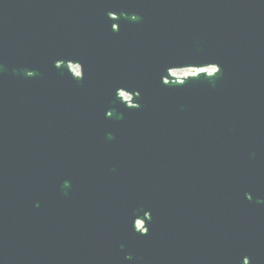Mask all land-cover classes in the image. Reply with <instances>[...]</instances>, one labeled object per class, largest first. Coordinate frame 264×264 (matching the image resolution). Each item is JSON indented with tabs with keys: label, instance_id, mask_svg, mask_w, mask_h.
<instances>
[{
	"label": "water",
	"instance_id": "1",
	"mask_svg": "<svg viewBox=\"0 0 264 264\" xmlns=\"http://www.w3.org/2000/svg\"><path fill=\"white\" fill-rule=\"evenodd\" d=\"M0 264H264V0H0Z\"/></svg>",
	"mask_w": 264,
	"mask_h": 264
},
{
	"label": "rangeland",
	"instance_id": "2",
	"mask_svg": "<svg viewBox=\"0 0 264 264\" xmlns=\"http://www.w3.org/2000/svg\"><path fill=\"white\" fill-rule=\"evenodd\" d=\"M73 69H74L75 72H77V73L79 72V67H73ZM192 73H193V70L192 69H183V70L173 71V75H175V76L189 75V74H192ZM125 97L127 99L130 98V96H128V95H125Z\"/></svg>",
	"mask_w": 264,
	"mask_h": 264
},
{
	"label": "built area",
	"instance_id": "3",
	"mask_svg": "<svg viewBox=\"0 0 264 264\" xmlns=\"http://www.w3.org/2000/svg\"><path fill=\"white\" fill-rule=\"evenodd\" d=\"M184 76V75H183ZM183 76H177L178 78H181V77H183ZM127 99V98H126Z\"/></svg>",
	"mask_w": 264,
	"mask_h": 264
},
{
	"label": "bare ground",
	"instance_id": "4",
	"mask_svg": "<svg viewBox=\"0 0 264 264\" xmlns=\"http://www.w3.org/2000/svg\"><path fill=\"white\" fill-rule=\"evenodd\" d=\"M184 76H186V75H184Z\"/></svg>",
	"mask_w": 264,
	"mask_h": 264
}]
</instances>
